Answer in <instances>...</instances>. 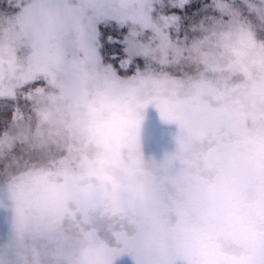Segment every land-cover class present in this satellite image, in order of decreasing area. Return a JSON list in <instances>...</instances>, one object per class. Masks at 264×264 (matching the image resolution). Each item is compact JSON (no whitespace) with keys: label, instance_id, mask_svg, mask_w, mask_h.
Instances as JSON below:
<instances>
[{"label":"snow or ice","instance_id":"obj_1","mask_svg":"<svg viewBox=\"0 0 264 264\" xmlns=\"http://www.w3.org/2000/svg\"><path fill=\"white\" fill-rule=\"evenodd\" d=\"M235 38L264 47V0H6L0 180L27 211L0 264H264V121L212 99ZM89 98L93 147L126 178L51 183L68 149L50 118ZM122 103L176 124L177 154L152 164L138 129L115 134Z\"/></svg>","mask_w":264,"mask_h":264},{"label":"rangeland","instance_id":"obj_2","mask_svg":"<svg viewBox=\"0 0 264 264\" xmlns=\"http://www.w3.org/2000/svg\"><path fill=\"white\" fill-rule=\"evenodd\" d=\"M209 74L220 93L218 99L212 98L218 106H230L246 114L253 126L264 121V47L235 38L227 51L210 61ZM88 107L96 109L97 116L101 115L99 100L89 98L79 105L67 104L50 118L60 132L59 136L50 137V142L55 144L59 140L68 149L65 160L47 177L51 183H60L63 171L81 176L85 184L91 183L92 177L88 175L90 168L96 175L126 178L120 168L102 162L94 149V138L88 130ZM178 136V126L164 121L159 111L149 106L139 133V154L146 162L162 163L166 157L177 154ZM210 143L201 147L207 149ZM11 191V184L0 180V240L12 234L18 222V207L27 211L23 201L11 198ZM122 264H131V261L125 260Z\"/></svg>","mask_w":264,"mask_h":264},{"label":"clouds","instance_id":"obj_3","mask_svg":"<svg viewBox=\"0 0 264 264\" xmlns=\"http://www.w3.org/2000/svg\"><path fill=\"white\" fill-rule=\"evenodd\" d=\"M143 116L134 111L127 103H122L117 108L116 116L111 120V130L118 135H122L130 129H138L140 133Z\"/></svg>","mask_w":264,"mask_h":264},{"label":"trees","instance_id":"obj_4","mask_svg":"<svg viewBox=\"0 0 264 264\" xmlns=\"http://www.w3.org/2000/svg\"><path fill=\"white\" fill-rule=\"evenodd\" d=\"M6 7V0H0V9H3Z\"/></svg>","mask_w":264,"mask_h":264}]
</instances>
